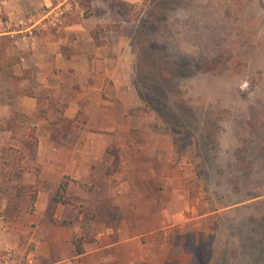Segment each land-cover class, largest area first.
<instances>
[{
  "label": "rangeland",
  "instance_id": "374dc122",
  "mask_svg": "<svg viewBox=\"0 0 264 264\" xmlns=\"http://www.w3.org/2000/svg\"><path fill=\"white\" fill-rule=\"evenodd\" d=\"M71 2L91 14L90 0ZM96 2L105 21L98 29L104 30L100 54L115 57L101 92L105 112L115 115L112 138L161 154L153 168L145 161L139 171L158 176L140 186L159 188L156 198L145 195L140 201L156 221L155 236L162 243L157 246L162 262L146 263L264 264V0ZM48 28L55 30L37 24L31 35ZM205 62L224 70L177 73ZM38 96L47 112L66 106ZM28 117L20 113L10 125H34ZM24 172L15 170L12 182L37 184L14 180ZM0 187V208L9 202L12 210V186ZM33 208L0 217L19 220L35 212V202ZM29 246L25 241L20 250L0 252V264L16 255L24 258Z\"/></svg>",
  "mask_w": 264,
  "mask_h": 264
},
{
  "label": "crops",
  "instance_id": "0c3cea01",
  "mask_svg": "<svg viewBox=\"0 0 264 264\" xmlns=\"http://www.w3.org/2000/svg\"><path fill=\"white\" fill-rule=\"evenodd\" d=\"M54 2L0 0V61L18 57L13 74H25L18 88L0 74V124L14 113L29 115L36 126L34 164L39 168L35 212L15 221L0 217V252L20 250L27 241L24 258L16 255L6 264L161 263L156 221L140 203L145 195L156 198L159 188L139 185L157 181L156 174L143 176L139 171L145 161L153 168L161 154L112 138L115 115L105 112L101 92L115 57L100 54L104 30L96 32V40L93 35L105 22L97 11L99 2L90 0L91 14H72L60 32L48 28L31 36L42 18L41 9ZM38 95L66 106L47 112ZM98 108L101 112H91ZM65 123L69 127L62 126ZM10 142V132L0 131V152ZM63 177L68 178L65 204L50 199ZM3 180L0 160V185ZM14 180L33 184L36 177L24 172Z\"/></svg>",
  "mask_w": 264,
  "mask_h": 264
},
{
  "label": "trees",
  "instance_id": "16d2710c",
  "mask_svg": "<svg viewBox=\"0 0 264 264\" xmlns=\"http://www.w3.org/2000/svg\"><path fill=\"white\" fill-rule=\"evenodd\" d=\"M100 26L96 28L93 32V35H96ZM96 40V37H95ZM0 55H3L0 51ZM19 61L18 57L15 56H6L2 57L0 61V74L1 77L9 82L15 83V86L18 87L19 81L25 76V74L15 75L13 74V65ZM214 61V60H213ZM223 68L217 69V64L212 62H205L204 65L199 66L196 70L186 71L183 69H179L177 73L179 75H189L193 74L196 71H210L212 73H220L223 71ZM51 101V100H50ZM20 113H14V117L9 119L5 124H0V131H9L10 138L13 141H16L18 145H13L11 143H7L1 148L0 152V160L2 169L4 172V180L5 184L9 187L12 186L14 194V204L13 209H10V203L7 202L6 206L0 208V216L3 214L11 213L12 217L19 216L22 212L32 213L34 211V202L36 199V194L38 190V173L39 168L35 165H32L30 162L34 160L36 151H37V137H36V126L32 124H26L21 128L13 125L14 119L19 118ZM11 123V125H10ZM26 159L28 162L24 163L23 160ZM15 170H26L27 172H31L36 176V183L34 186L25 187L20 184H14L12 182V175ZM68 185V178L63 177L59 181L56 186L55 191L51 194V200L53 202L65 204L68 203V199L65 195L66 189ZM1 189V187H0ZM3 196L0 195V206ZM11 210V211H10ZM98 264H104L103 262H99ZM142 264H149L143 262Z\"/></svg>",
  "mask_w": 264,
  "mask_h": 264
},
{
  "label": "built area",
  "instance_id": "2783aa9c",
  "mask_svg": "<svg viewBox=\"0 0 264 264\" xmlns=\"http://www.w3.org/2000/svg\"><path fill=\"white\" fill-rule=\"evenodd\" d=\"M73 8H76L79 16H84V9L76 4H72L71 0H56V3L51 5L50 8L44 11L42 18L38 22L42 27H52L60 32L66 25L67 20L71 16ZM32 34V33H31ZM32 36V35H31Z\"/></svg>",
  "mask_w": 264,
  "mask_h": 264
}]
</instances>
